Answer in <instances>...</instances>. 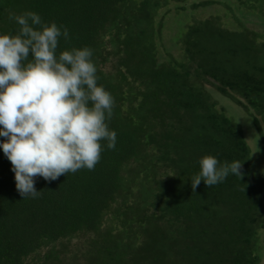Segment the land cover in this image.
<instances>
[{
    "label": "trees",
    "instance_id": "trees-1",
    "mask_svg": "<svg viewBox=\"0 0 264 264\" xmlns=\"http://www.w3.org/2000/svg\"><path fill=\"white\" fill-rule=\"evenodd\" d=\"M26 11L68 29L58 52L93 50L117 143L94 170L35 178V199L0 148V264H262L264 0H0V35ZM209 155L242 176L193 193Z\"/></svg>",
    "mask_w": 264,
    "mask_h": 264
},
{
    "label": "clouds",
    "instance_id": "clouds-1",
    "mask_svg": "<svg viewBox=\"0 0 264 264\" xmlns=\"http://www.w3.org/2000/svg\"><path fill=\"white\" fill-rule=\"evenodd\" d=\"M15 35H0V148L12 164L16 188L38 198L35 178L57 180L78 170H94L102 143L114 150L117 133L110 130L115 98L98 86L97 67L89 47L58 52L68 29L44 23L39 14L11 15ZM63 28V31L61 30ZM192 176L195 193L203 181L211 188L231 174L241 177L243 164H221L214 156L199 161Z\"/></svg>",
    "mask_w": 264,
    "mask_h": 264
},
{
    "label": "rangeland",
    "instance_id": "rangeland-1",
    "mask_svg": "<svg viewBox=\"0 0 264 264\" xmlns=\"http://www.w3.org/2000/svg\"><path fill=\"white\" fill-rule=\"evenodd\" d=\"M181 20V19H179ZM226 102L229 103V101L226 100ZM232 103V102H231ZM231 108V109H230ZM230 112L232 113V116L241 122V124H243L245 126V130H246V135L248 137L249 143L251 144L252 150H254L255 152H257L260 148V145L257 143V136H256V131L252 130L250 127H252L251 122L248 123V118L246 115V112L241 109L240 107L234 105L233 103L230 106ZM248 120V121H247ZM262 264H264V259Z\"/></svg>",
    "mask_w": 264,
    "mask_h": 264
}]
</instances>
